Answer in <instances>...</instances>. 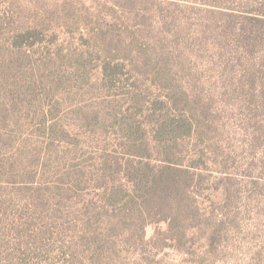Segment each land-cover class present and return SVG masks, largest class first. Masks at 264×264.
<instances>
[{"label": "rangeland", "instance_id": "1", "mask_svg": "<svg viewBox=\"0 0 264 264\" xmlns=\"http://www.w3.org/2000/svg\"><path fill=\"white\" fill-rule=\"evenodd\" d=\"M164 112L198 211L109 205ZM0 264H264V0H0Z\"/></svg>", "mask_w": 264, "mask_h": 264}, {"label": "trees", "instance_id": "2", "mask_svg": "<svg viewBox=\"0 0 264 264\" xmlns=\"http://www.w3.org/2000/svg\"><path fill=\"white\" fill-rule=\"evenodd\" d=\"M159 115L162 118L145 128L124 124L126 133L120 149L125 152L102 160L101 176L116 175L125 181L120 187L106 189L105 199L111 206L122 202L128 209L151 210L161 204L175 206L179 213L192 214L198 211L197 205L191 203L187 190L193 184V169L204 162L203 156L185 153V140L191 133L187 123L179 116L169 117L165 112Z\"/></svg>", "mask_w": 264, "mask_h": 264}]
</instances>
